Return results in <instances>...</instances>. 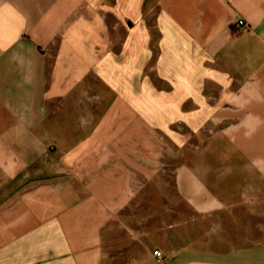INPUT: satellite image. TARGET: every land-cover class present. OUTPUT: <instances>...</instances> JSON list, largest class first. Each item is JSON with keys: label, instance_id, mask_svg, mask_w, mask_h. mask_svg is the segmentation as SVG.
<instances>
[{"label": "crops", "instance_id": "obj_1", "mask_svg": "<svg viewBox=\"0 0 264 264\" xmlns=\"http://www.w3.org/2000/svg\"><path fill=\"white\" fill-rule=\"evenodd\" d=\"M128 111L204 112L228 148L209 214L123 264H264V0H0V264H118Z\"/></svg>", "mask_w": 264, "mask_h": 264}, {"label": "rangeland", "instance_id": "obj_2", "mask_svg": "<svg viewBox=\"0 0 264 264\" xmlns=\"http://www.w3.org/2000/svg\"><path fill=\"white\" fill-rule=\"evenodd\" d=\"M204 115V112L128 111V199L122 198L125 206L100 210L105 212V218L111 212L112 218L100 215L103 234L95 241L106 252L118 250V264H123L129 232L142 234L157 228L169 229L176 223L209 214L203 200L205 183L212 178L214 185H220L223 179L220 175L223 168L219 165L214 169L216 161L212 154L214 157L221 148L227 150L228 145L219 143L220 138L205 127ZM190 171L195 175H190ZM195 184L196 199L195 191H191ZM99 224L95 223V228ZM198 225H194L197 235L204 226Z\"/></svg>", "mask_w": 264, "mask_h": 264}, {"label": "built area", "instance_id": "obj_3", "mask_svg": "<svg viewBox=\"0 0 264 264\" xmlns=\"http://www.w3.org/2000/svg\"><path fill=\"white\" fill-rule=\"evenodd\" d=\"M237 24H238L239 26H242V25H244V21L239 19V20L237 21ZM156 255H157V257H161V256H162V253H161V252H157Z\"/></svg>", "mask_w": 264, "mask_h": 264}]
</instances>
